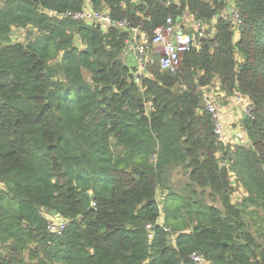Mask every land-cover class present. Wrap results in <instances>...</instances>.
<instances>
[{"label": "trees", "instance_id": "16d2710c", "mask_svg": "<svg viewBox=\"0 0 264 264\" xmlns=\"http://www.w3.org/2000/svg\"><path fill=\"white\" fill-rule=\"evenodd\" d=\"M85 3L0 0V264H264V0H231L237 35L227 0H88L126 23L106 30L47 15ZM184 15L206 38L174 74L153 55L137 82L131 30L151 38ZM214 82L252 105L248 144L216 142L202 104ZM178 168L181 192L168 178Z\"/></svg>", "mask_w": 264, "mask_h": 264}, {"label": "built area", "instance_id": "2783aa9c", "mask_svg": "<svg viewBox=\"0 0 264 264\" xmlns=\"http://www.w3.org/2000/svg\"><path fill=\"white\" fill-rule=\"evenodd\" d=\"M180 0H162V4L165 7L178 5ZM47 15L59 20L64 18H71L72 20L84 22L86 24L99 25L101 29L116 25L119 28H125V22L113 23L109 13L94 11L90 8L88 0H86L84 9L79 13H56L54 11H48ZM224 19H228L232 24L233 30L237 35L240 19L234 7L230 9V12L225 13L222 16ZM193 34H189L180 30L173 22L171 16L167 17L164 25L156 28L153 31L151 38H148L144 33L137 29L131 30L130 38L126 43L125 57L133 64L135 69V79L140 82L142 78L148 76V67L153 63L152 56H158V63L161 71H167L171 74L177 72L180 67L183 54L189 52L191 48L195 46L196 39L206 38L207 27L200 23L194 22ZM233 101L238 108V117L248 118L251 117L253 110L252 105L247 99L240 95H235ZM203 107L207 114L210 116L213 123V133L216 137V142L225 144L226 134L224 130V123L222 116L218 109H216L210 98H203ZM162 208V205H160ZM159 207V208H160ZM160 208V209H161ZM162 225L163 220H160ZM66 226L65 222H50L48 223V231L53 235H60ZM147 228H150L149 226ZM166 231V229H164ZM152 235H149L151 238ZM192 264H209L201 255L193 253L190 256Z\"/></svg>", "mask_w": 264, "mask_h": 264}, {"label": "rangeland", "instance_id": "374dc122", "mask_svg": "<svg viewBox=\"0 0 264 264\" xmlns=\"http://www.w3.org/2000/svg\"><path fill=\"white\" fill-rule=\"evenodd\" d=\"M25 39H26V34H25L24 30H20V29H14L13 30V33L11 36V40L13 42L23 43V42H25ZM195 45H196V40H195ZM203 91L206 92L204 94V97L210 98L213 106L216 109H218V107H220V106H223V105H220L219 102H220L221 95L224 96V94H221V95L219 94L218 85L216 82H214L211 87L206 88ZM226 118H228V117H226ZM235 118H237V117H235ZM222 121H223V118H222ZM240 122H241L240 118L236 119V121H234V119H232L233 126L231 127V131H234V132L238 131L236 124H239V127H240ZM223 123H224V121H223ZM228 125H231V123H229ZM224 130H226L225 124H224ZM239 132H241V138L239 140V144H241V145L248 144V140L246 139L245 135H243L242 131L239 130ZM168 178H169V181H170L169 183H170L173 191L181 192V191L185 190L184 186L187 182V180H186L187 177H186L185 173L182 172V170L180 168L175 169ZM234 189L236 190L235 192L237 194H233L232 201L235 203V202H239L241 200L242 196H241V193L238 191L236 186L234 187ZM163 194H165V193L158 190V192H157L158 198L157 199H162ZM49 219H50L49 220L50 222H57L58 221V220H56V218H53V217H50ZM160 220H162V218ZM160 220H158L159 224H160Z\"/></svg>", "mask_w": 264, "mask_h": 264}, {"label": "crops", "instance_id": "0c3cea01", "mask_svg": "<svg viewBox=\"0 0 264 264\" xmlns=\"http://www.w3.org/2000/svg\"><path fill=\"white\" fill-rule=\"evenodd\" d=\"M229 3H230V6H229V10L232 9V3H231V0H227ZM193 24H194V21L192 19V17L190 15H184L179 21L178 23L176 24V26L182 30V31H190V30H193L192 27H193ZM218 85V84H217ZM219 94H223L222 92H219ZM219 99V98H218ZM220 105H223V106H220L218 107V110L223 118V121H224V124H225V134H226V140H225V144L227 146H231V147H234L236 145H241L239 144V140L241 138V132L242 129L241 127H239V124H236L237 125V128H238V131L234 132V131H231V127L233 126L232 124V119H234V121H236V119H239L238 117V108L236 107V104L234 103L233 101V96L232 97H225V96H222L220 97ZM228 117V118H226ZM237 117V118H235ZM229 123H231V125H228ZM243 135H245V133L242 131ZM246 137V135H245ZM247 139V137H246ZM238 191L241 193V196H245V192L243 191L242 188L239 187ZM234 194H237L236 192Z\"/></svg>", "mask_w": 264, "mask_h": 264}]
</instances>
